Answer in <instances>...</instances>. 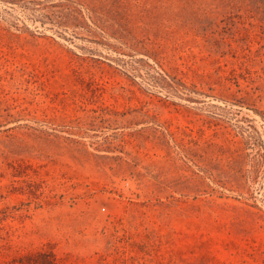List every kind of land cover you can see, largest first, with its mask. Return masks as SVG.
<instances>
[{"label":"rangeland","instance_id":"rangeland-1","mask_svg":"<svg viewBox=\"0 0 264 264\" xmlns=\"http://www.w3.org/2000/svg\"><path fill=\"white\" fill-rule=\"evenodd\" d=\"M0 264H264V0H0Z\"/></svg>","mask_w":264,"mask_h":264}]
</instances>
